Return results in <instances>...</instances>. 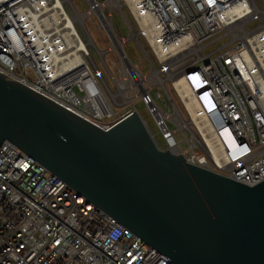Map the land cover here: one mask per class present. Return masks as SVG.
Here are the masks:
<instances>
[{
  "label": "built area",
  "instance_id": "1",
  "mask_svg": "<svg viewBox=\"0 0 264 264\" xmlns=\"http://www.w3.org/2000/svg\"><path fill=\"white\" fill-rule=\"evenodd\" d=\"M132 40L142 59H130ZM0 74L102 129L139 99L160 149L264 180V0H0ZM0 264L173 263L4 141Z\"/></svg>",
  "mask_w": 264,
  "mask_h": 264
},
{
  "label": "water",
  "instance_id": "2",
  "mask_svg": "<svg viewBox=\"0 0 264 264\" xmlns=\"http://www.w3.org/2000/svg\"><path fill=\"white\" fill-rule=\"evenodd\" d=\"M4 141L173 264H264V180L247 185L160 149L136 111L102 129L0 74Z\"/></svg>",
  "mask_w": 264,
  "mask_h": 264
},
{
  "label": "rangeland",
  "instance_id": "3",
  "mask_svg": "<svg viewBox=\"0 0 264 264\" xmlns=\"http://www.w3.org/2000/svg\"><path fill=\"white\" fill-rule=\"evenodd\" d=\"M80 9H82L80 6H79ZM120 22L121 20L118 19ZM89 27V30L91 31V35L93 36L94 40L98 43L99 47L100 48H104L108 42L106 43H100L99 42V33L96 32V31H92L90 26L88 25ZM249 27V26H248ZM227 41V38L226 37H222L218 40H216L215 42H213L208 48L206 51H209V50H213L217 47H220L221 45H223L225 42ZM125 49L130 57V59L132 61H135V58L138 57L139 59L143 58L142 57V54L141 52L139 51L137 45L135 44V42L132 40V41H129L126 45H125ZM149 54V53H148ZM94 57L96 58V56L94 55ZM106 60L109 61L110 60V56L107 55L106 56ZM143 71L148 74L149 72V66L148 65H145V68L143 69ZM118 76V75H116ZM146 84H148V82H146ZM112 87V86H111ZM167 87H169V85L167 84ZM156 90H159V92H161L162 94H164V91H163V88H161L160 86L156 89ZM166 97V96H165ZM157 103L159 104H164V100L163 98H157ZM132 104H133V108L136 109L138 111V113L147 121L148 125H149V128L150 130L152 131L153 134L156 135V137L159 139V136L157 135V128L154 124V121H153V118L152 116L148 113L147 111V108L146 106L141 103V101L139 99H133L132 101ZM113 109L115 111H118L119 110V107H116V106H113ZM121 111H124V110H121ZM170 126H172V124H169ZM179 133H177L176 136H178Z\"/></svg>",
  "mask_w": 264,
  "mask_h": 264
}]
</instances>
